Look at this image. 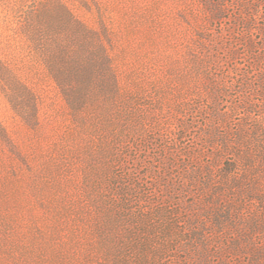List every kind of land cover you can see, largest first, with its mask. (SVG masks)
Returning <instances> with one entry per match:
<instances>
[{
    "label": "rangeland",
    "instance_id": "1",
    "mask_svg": "<svg viewBox=\"0 0 264 264\" xmlns=\"http://www.w3.org/2000/svg\"><path fill=\"white\" fill-rule=\"evenodd\" d=\"M247 2L0 0V264H192L202 130L264 100Z\"/></svg>",
    "mask_w": 264,
    "mask_h": 264
},
{
    "label": "trees",
    "instance_id": "2",
    "mask_svg": "<svg viewBox=\"0 0 264 264\" xmlns=\"http://www.w3.org/2000/svg\"><path fill=\"white\" fill-rule=\"evenodd\" d=\"M239 6L253 16H245L246 30L261 36V54L254 61L261 68L256 82L264 96V24L256 25L264 0ZM208 8L210 19H223V3L211 2ZM248 46L255 48L253 41ZM225 51L231 59L239 55L235 49ZM55 78L62 87L59 75ZM243 103L250 124L242 121L221 132L224 117L214 109L213 121L202 130L203 152L211 161L198 170L203 176L199 200L184 205L188 216L177 222L185 229L181 251L190 255L185 260L190 257L192 264H264V100ZM253 113L258 117H251Z\"/></svg>",
    "mask_w": 264,
    "mask_h": 264
}]
</instances>
